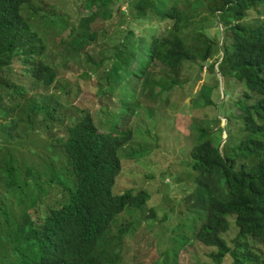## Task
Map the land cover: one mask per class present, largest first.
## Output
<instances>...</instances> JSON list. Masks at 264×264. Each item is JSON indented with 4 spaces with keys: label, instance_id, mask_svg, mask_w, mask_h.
<instances>
[{
    "label": "trees",
    "instance_id": "1",
    "mask_svg": "<svg viewBox=\"0 0 264 264\" xmlns=\"http://www.w3.org/2000/svg\"><path fill=\"white\" fill-rule=\"evenodd\" d=\"M116 2L81 0L78 15L69 20L34 0H0V88L17 99L5 103L0 93L1 138L10 146L14 136L27 139L34 132L42 142L38 153L27 154L22 162L12 146L0 152V239L10 243L0 264H167V257L157 260L159 255L148 262L141 255L122 261V233L114 236L111 224L127 205L143 206L149 192L142 184L113 191L122 168L121 149L133 138L130 115L124 112L114 127L94 118L122 99L127 78L140 103L141 92L154 98L180 85V66L196 58L230 83L238 82L241 90L233 101L236 111L225 110L223 148L204 127L190 148L191 167L207 174L213 185L219 179L224 194L206 191L203 215L185 241L189 237L213 246L210 264H220L227 253L232 264H264V0L191 1L184 7L178 0H128L129 9L117 17L126 24L122 37L108 39L115 53L105 55L100 43L110 37L105 26ZM201 7H208L209 14H201ZM39 16L43 28L54 27L66 62L83 57L105 80L97 87L95 111L80 106L71 111L48 90L57 70L46 59L50 35L34 28L33 18ZM150 16L155 23L144 25L141 20ZM214 21L220 23L215 37L207 31ZM203 95L208 104V90ZM60 154L58 172L53 163ZM28 185L31 197L16 220L7 202L12 205L10 198L16 197L15 203L24 205L26 198L14 190L24 193ZM147 212L155 215L152 206ZM229 215L238 229L232 244L222 236L230 227ZM7 253L11 257L5 260Z\"/></svg>",
    "mask_w": 264,
    "mask_h": 264
},
{
    "label": "rangeland",
    "instance_id": "2",
    "mask_svg": "<svg viewBox=\"0 0 264 264\" xmlns=\"http://www.w3.org/2000/svg\"><path fill=\"white\" fill-rule=\"evenodd\" d=\"M80 1L34 0L35 3L44 5L45 9L52 7L55 13L62 14L69 20L78 15ZM116 1V4L111 6L114 10L113 15L105 26L110 37L104 38L107 40L100 43L105 55L115 53L108 39H121L123 28L126 27V24L118 21L117 17L123 15V10L129 9L128 0ZM191 1L209 0H178V4L184 7ZM83 6L84 4L81 5ZM200 12L209 14L208 7H201ZM25 13L31 18L30 9L25 8ZM33 20L36 21L34 26L37 27L34 28L37 31L41 28L45 34L50 35L49 39H46L48 46L45 51L46 59L50 64L55 65L57 75L48 90L58 94L63 102H67L71 111L75 110L76 106L88 107L95 111L99 105L97 87L99 84L103 86L105 80L99 77L98 71L94 73L90 69L83 57H79L77 61L66 62L59 50L61 44L58 38L55 39L54 27L49 25L46 29L43 28L40 24L44 20L40 16L38 19L34 17ZM141 22L150 26L155 20L150 16ZM218 26H220L219 21L208 22V33L217 36ZM219 54V51L213 52L214 57ZM14 64H17L16 60ZM128 79L123 82L122 99L114 104L111 110H106L94 118L97 124L101 121L107 123L109 127H114V124L120 122V116L124 112L130 115L129 125L132 127L133 138L131 143L121 149L122 168L113 185V191L120 192L124 188H133L142 184L149 192V197L143 206L134 208L127 205L111 224V232L114 236L122 233V261L129 263L141 255L143 262H148L159 255L157 260L161 262L167 257V264H210L208 251L213 246L189 237L185 241L187 239L185 236L192 234L194 224L198 222L199 216L203 215L204 209L200 205L207 197L206 191L211 190L215 194L220 192L222 195L223 187L219 179H216L213 185L207 174L191 167L190 148L196 142L200 127H204L210 133L214 144L218 142L219 147L223 148L228 134L224 128L227 121L225 110L236 111L233 101L241 90V85L238 82L230 83L218 69L211 71L207 64H201L198 58L184 61L180 66L178 75V80L182 82L180 85L160 92L154 98H149L146 93L141 92L140 103L136 101ZM207 90L209 103L205 104L203 93ZM0 93L5 103L17 102V99H12L6 94V89L0 88ZM122 103L125 104V108ZM1 137L0 130V152L9 146ZM27 137L24 139L14 136L11 140L13 143L9 146L13 147L12 150L20 162L27 154V157L34 156L33 154L38 153L42 148L38 134L32 132ZM17 138L21 140L15 142ZM141 148L149 151L144 152L142 156L128 155L129 152ZM61 157L60 154L59 157L54 158L53 164L58 172L62 170V167H59L60 163L58 164ZM20 170H23V167H20ZM1 185L0 183V190ZM30 186L25 188L24 193L18 188L14 190L18 198H26L24 205L15 203L16 197L10 198L14 202L12 205L9 200L8 205L6 204L11 208V215L16 220H21L22 213L27 208L25 205L31 197ZM149 206L153 207L155 215H147L150 212V210L147 212ZM5 220L8 221V218L5 217ZM13 220L11 218V222ZM229 220L230 227L222 232V236L232 244L238 229L230 215ZM125 226L128 228L121 231L120 229ZM9 248L10 243L0 239L1 258ZM166 252L168 255H165ZM10 257L11 254L7 253L5 260ZM232 259L233 256L227 253L220 264H232Z\"/></svg>",
    "mask_w": 264,
    "mask_h": 264
},
{
    "label": "water",
    "instance_id": "3",
    "mask_svg": "<svg viewBox=\"0 0 264 264\" xmlns=\"http://www.w3.org/2000/svg\"><path fill=\"white\" fill-rule=\"evenodd\" d=\"M222 28V27H221Z\"/></svg>",
    "mask_w": 264,
    "mask_h": 264
}]
</instances>
